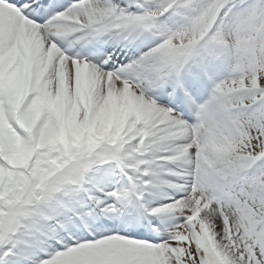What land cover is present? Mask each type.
Segmentation results:
<instances>
[{
	"label": "snow or ice",
	"instance_id": "6c2138e0",
	"mask_svg": "<svg viewBox=\"0 0 264 264\" xmlns=\"http://www.w3.org/2000/svg\"><path fill=\"white\" fill-rule=\"evenodd\" d=\"M0 264H264V0H0Z\"/></svg>",
	"mask_w": 264,
	"mask_h": 264
}]
</instances>
